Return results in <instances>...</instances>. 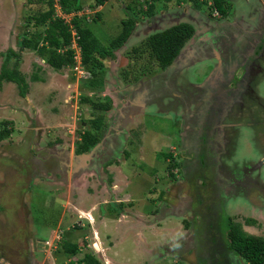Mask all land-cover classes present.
I'll list each match as a JSON object with an SVG mask.
<instances>
[{"label":"rangeland","instance_id":"obj_1","mask_svg":"<svg viewBox=\"0 0 264 264\" xmlns=\"http://www.w3.org/2000/svg\"><path fill=\"white\" fill-rule=\"evenodd\" d=\"M230 2L232 13L228 12L237 21L252 22L257 0ZM90 4L91 0H82L78 14L103 45L120 30V21L129 14L127 4L133 13L141 8L129 0ZM53 7L55 15L68 20L70 15L61 12L55 1ZM41 8L40 1L0 0V52L11 47L19 53L17 36L24 28L23 20ZM208 18L205 9L189 0L156 2L154 14L137 16L132 36L113 50V57L104 61V71L92 78L76 77L72 66L54 70L35 52H20L17 68L28 82L27 94L19 96L12 82L0 84V120L12 126L11 133L0 140V255L10 264L33 260L35 264H63L67 258L65 264H75L87 250L99 264H245L224 248L225 217L238 221L249 234L264 236V76L260 78L262 71L257 72L250 85L261 104L252 96L245 97L238 117L229 114L217 121L208 109L196 111L199 101L208 100L206 107L220 108L235 97L231 83L223 84L224 69H230L231 61L211 73V55L218 63L219 56L210 53L221 39L225 54L238 47L241 26L228 31L227 38L218 23ZM186 21L194 28L183 50L187 52L192 45L194 59L185 64L174 59V66L165 71L147 64V70H152L147 76L123 81L120 71L131 65L141 75L140 61L132 62L125 51L144 35ZM31 73L41 79L31 81ZM141 80L144 83L139 85ZM189 92H196L195 96ZM79 95L108 101V108L95 111L90 103H80ZM98 115L102 126L96 143L76 155L79 133ZM199 127L206 130H201V136L210 130L219 133L208 136L212 146L202 153L203 165L197 155L198 160L185 169L188 181L169 186L172 179L182 178L180 164L171 163L177 161L175 144L182 140L189 154L196 140L192 142L193 128ZM166 153L170 156L163 157ZM54 162L57 166L49 168ZM186 195L192 199L189 205L196 208L197 199L202 200V216L191 215L187 206L177 208V199L184 200ZM158 205L162 213L155 215ZM60 217L64 226L59 225ZM245 217L255 222L244 223ZM62 239L77 241L78 251L61 258L58 245ZM34 250L42 253L34 255Z\"/></svg>","mask_w":264,"mask_h":264},{"label":"trees","instance_id":"obj_2","mask_svg":"<svg viewBox=\"0 0 264 264\" xmlns=\"http://www.w3.org/2000/svg\"><path fill=\"white\" fill-rule=\"evenodd\" d=\"M42 3V8L34 14L25 17L21 26L24 28L17 36V47L19 53L13 48L0 52L2 60L0 62V84L2 82H12L17 88L19 96H24L28 90V83L24 78V74L17 68L20 57V51L23 49L31 50L36 53L46 65L54 70L72 66L73 50L70 48L72 39L71 31L79 48L80 63L86 71L88 78L95 77L98 72L104 71L106 58L113 57V50L121 47L128 38L131 30L137 21V16L151 17L154 14L155 4L160 0H129L135 5L139 3L141 8L133 13L130 5L128 8V16L120 21V30L112 37L106 45L100 43L97 37L92 33L87 25V21L82 14L78 12L83 8L82 0H34ZM58 4L59 10L64 14H69L68 20L55 15L53 3ZM92 5H102L105 0H91ZM178 1V0H177ZM198 9H205L210 14L216 11L220 17L228 14L229 4L227 0H211L209 4L205 0H189ZM145 3V6H142ZM84 13V12H83ZM99 13L94 12V16L98 18ZM31 27V28H28ZM193 33V27L186 22H180L164 29L154 31L143 37L138 43L132 45L129 51H125L129 59L135 62L140 61L138 74L136 70L130 68L121 69L120 74L123 81H135L141 76H147L149 65H153L155 69L162 70L171 63L173 58L179 52L184 43ZM147 59H145V57ZM12 61V62H11ZM11 62V63H10ZM131 62V63H132ZM149 62V63H148ZM10 63V65H9ZM39 69V68H37ZM155 71V70H154ZM150 72V73H151ZM137 76H139L137 78ZM30 80H40L38 75L31 73ZM127 77L131 79H127ZM137 78V79H136ZM87 79V78H86ZM127 79V80H126ZM88 95V94H87ZM80 103L88 102L92 109L107 110L109 102L101 99L95 100L93 96H80ZM88 120V119H87ZM89 128L79 133L80 140L74 144L75 153H83L92 147L97 139L100 126H102L101 116H95L88 120ZM12 131V126H8V121L0 120V140L7 137ZM163 157L170 156L168 153ZM172 165L177 166V161L171 160ZM244 223H254L252 218L245 217ZM225 238L227 248L235 253L245 264H264V236L249 234L241 228V224L232 217H225ZM58 248L67 256H72L78 251L77 241L60 240ZM75 264H99L98 260L90 251L83 253Z\"/></svg>","mask_w":264,"mask_h":264},{"label":"flooded vegetation","instance_id":"obj_3","mask_svg":"<svg viewBox=\"0 0 264 264\" xmlns=\"http://www.w3.org/2000/svg\"><path fill=\"white\" fill-rule=\"evenodd\" d=\"M227 1H228L229 6H230V3H231L230 0H227ZM263 2H264V0H263ZM263 5H264V3H263ZM228 10L230 11V13H232V11L230 10V7L228 8ZM230 13L228 12V14L225 15L224 17H220L218 15L216 17V16L212 15L211 13L210 14L206 13L207 17H209L208 19L209 20L211 19L212 22L214 23V25H217V23H218V25L220 26L221 34H224V36H226L227 38L229 37L228 36L229 34L227 35L228 31L230 33L233 32L234 31V27L237 28V27L241 26L240 27V29L242 31L241 34H243L242 36H237V39L235 38L237 40L236 42L239 45H238V47L235 46V48L232 49V52H228V53L226 52L227 54H225L224 50L220 48L221 45H219V42L222 41V39L219 40V42L217 41L215 43V44H218L217 45V49H215V48L211 49L212 52L210 53V55L211 54H216L215 52H217V55L219 56V63H220V64L218 63V59H216V57L211 55L213 57V59H214V67H213L211 73H213L215 70H217V68L219 66H221L222 69H224L225 62L231 61V63H230L231 66H230L229 70H227V68L225 66L226 69H224L225 72H223L224 73L223 79L225 81L224 82L222 81V82H223V84H225L227 81L229 83H231L232 87L230 88L231 89L230 92L232 93V96L233 97L235 96V97L230 102H228L226 105H223L222 107L220 106V108H217V106L216 107H210V108L206 107V105H209L208 100H206V101L203 100V102L198 100L199 101V105L198 106L195 105L196 106L195 108H197L196 111H201L202 108L203 109L205 108L206 110L208 109L209 111H211L212 115H216L215 117L217 118L216 119L217 121L222 120L223 118H225L229 114H231V116L238 117V115L240 114L239 110H241L243 108V106H244L243 100L244 99L247 100V98H245V97L251 98L250 96H252L258 101L257 104H261V102H260L261 98L258 97V95L255 93V91L250 87V85H251V83H254V77H255V75L258 74L257 72H261L262 71L260 78L262 76H264V72H263L264 71V63H263L264 62L263 61L264 60V8H263V11L259 10V13L263 14L261 19H259L260 18L259 16H256L257 14H255V16L257 18H254L252 20V22H248V23L247 22H242V20L241 21H237L235 19V17L232 14H230ZM251 14H253V12H251ZM218 17H220V19H215V18H218ZM222 18H224V19L228 18L229 22L228 21L223 22L224 19H222ZM219 20H222V21L219 22ZM209 25L213 26L212 24H209ZM228 27H230V30L228 29ZM205 34H207V36L211 37V32H207ZM188 42L185 43V45H187ZM206 42L209 43V41H206ZM185 45H184V47H185ZM184 47H183V49H184ZM184 51L185 50H182V54H184ZM195 51L196 50H194V48H192V45H191V49L188 50L187 52H189V53L194 55V54H196ZM178 60L181 63H183V64H185V62H186L183 58H179ZM257 68H259L260 71H258ZM255 82H256V79H255ZM174 88H178V86H176ZM227 89H229V88H227ZM194 93H196V92H194ZM194 93L193 92H189L188 94L192 95V96H195V95H193ZM179 94H180V92L177 93V95H179ZM189 95H188L187 98L190 97ZM239 96H241V97H239ZM234 105H236V106L234 107ZM231 106H233V108H231ZM189 108H191V107H189ZM140 109H142V108H140ZM181 115H183V114H181ZM183 116H181L182 117V122L185 119ZM135 117H136V114H135ZM132 118H131V120H132ZM222 125H224V124H222ZM202 129L203 128H200V127L199 128H193V133L192 134H194V133L195 134H194V136L191 135V137H193L192 138V142H193V139H196V140H194L195 141L194 146L191 149H189L191 151L189 154H186L184 152L187 149L184 148V143L182 142V140H179V142L177 144H175L174 148L177 149L176 158L175 159L177 160L178 165L180 164L179 168H181V170H183V171H182V173L180 175V177H182V178H176V179L174 178V179H172V182L168 183L169 186L170 185L173 186L175 184L177 185V183L179 181H182V180L183 181L184 180L188 181L186 179V176H185L186 175V170L185 169H189L191 164L198 160L197 155H200V160H199L200 161L199 162L200 166L203 165V163H204L203 160L205 159V155L202 154V153H205V150L210 149L211 146H212V142L208 138V136H212V137H213V135L216 136V134L219 133V132H217L215 134H212V132H211L212 130H210L206 134V136L205 135L201 136L202 134H200V133H202V131H203ZM180 131H179V134H180ZM205 131L206 130H204L203 133ZM197 139H199V140H197ZM203 139L206 140V144H203ZM79 154H81V153H77L76 155H79ZM53 155L54 154L51 151V156H53ZM53 158L55 159L54 156H53ZM178 165H177V167H178ZM55 166H57V165L54 162V164H52V166H49V168L53 169V168H55ZM263 185H264V183H263ZM177 196H176V198H177ZM186 196L187 197L184 198V200L182 198L177 199L178 200L177 208H182V207L187 206L188 207L187 209L190 211L191 215L197 214V215L202 216L203 212H204V208H205V207L200 208L201 205H202V200L201 199H197L198 200L197 204H198L199 208H196L195 206L193 207L191 204L189 205V203L191 202L192 199L188 195H186ZM112 207L115 208V210L117 208L116 205H115V207L114 206H112ZM160 208L161 207L158 205V207L156 209V212H154L153 214H155V215L159 214L160 215L162 213ZM220 208L221 207H219V212H221ZM163 213H165V212H163ZM130 216L132 218H134L136 222L138 220L141 223H144L143 220H140L135 214H130ZM188 217H189V215H188ZM191 221H192V219H191ZM182 236H180V238ZM224 248L227 251H229V249L227 247L224 246ZM229 252H233V251L230 250ZM18 259H20V258L18 257ZM26 259H28V258H26ZM0 264H10V262L8 261V259H5V258L2 257V255H0Z\"/></svg>","mask_w":264,"mask_h":264},{"label":"crops","instance_id":"obj_4","mask_svg":"<svg viewBox=\"0 0 264 264\" xmlns=\"http://www.w3.org/2000/svg\"><path fill=\"white\" fill-rule=\"evenodd\" d=\"M257 2L259 3V6H254V8L256 9V10H254L253 11V14H254V18H257L256 16H259L260 18L259 19H261L262 18V16H263V14L262 13H259V10L260 11H263V8H264V5H263V0H257ZM253 14H251V16L253 15ZM255 14H257L256 16H255ZM185 21V20H184ZM187 23H189L188 21H186ZM263 22V21H262ZM168 24V23H167ZM166 24V25H167ZM162 27V26H161ZM134 28V27H133ZM163 29V28H162ZM155 31H157V30H155ZM132 32V31H131ZM131 35V33L129 34V36ZM148 35V34H147ZM132 36V35H131ZM146 35H144L143 37H145ZM127 40V39H126ZM187 42H188V40H187ZM187 42H185V43H187ZM185 43H184V45H185ZM184 45L182 46V48L179 50V52L176 54V56L173 58V60L174 59H176V61H177V63H181L178 59L179 58H183L185 61H187L188 60V62H190V58H192L193 57V54H191V53H189V52H184V54H182V50H183V47H184ZM11 48V47H10ZM29 51V50H28ZM31 51V50H30ZM20 52H22V51H20ZM182 54V55H181ZM37 56V55H36ZM21 57V56H20ZM19 57V58H20ZM38 57V56H37ZM210 57V56H209ZM40 60V59H39ZM173 60L171 61V63L168 65V66H166L165 68H164V71L165 70H167L168 69V67H170V66H174L173 65ZM188 62L186 63V65L188 64ZM191 62H192V60H191ZM18 63H19V61H18ZM19 65H20V63H19ZM18 69H19V67H18ZM183 69V68H182ZM177 72H178V70H177ZM152 74V73H151ZM138 80V79H137ZM142 82L144 83V80H141V81H139V85L140 84H142ZM5 83H7V82H5ZM28 83V82H27ZM134 85V84H133ZM131 86H132V84H131ZM178 86V85H177ZM28 87H29V85H28ZM134 87V86H133ZM176 87V86H175ZM28 92V91H27ZM143 92V91H142ZM142 92L141 93H139L141 96H142ZM27 94V93H26ZM25 94V95H26ZM190 107V106H189ZM188 110L190 111L191 110V108H188ZM95 192H96V190H95ZM99 212H101L100 210H99ZM86 214H88V213H86ZM130 216V215H129ZM137 216V215H136ZM131 217V216H130ZM61 218V217H60ZM81 218H83V217H81ZM83 219H85V218H83ZM59 221H61L60 222V224L59 225H63L64 226V220H62V218L59 220ZM99 220H97V222H98ZM87 223H89V222H87ZM58 225V226H59ZM46 246H44V248H45ZM40 248V247H39ZM36 250H34V255H36L37 253H42L41 252V250H38V251H36ZM33 254V253H32ZM66 257H68L66 254H64V253H62V256H61V258H66ZM69 259L67 258V261H68ZM66 261V262H67ZM66 262H63L62 261V263L63 264H65ZM30 263V262H29ZM31 264H35V262H34V260H33V262H31ZM57 264H59V263H57Z\"/></svg>","mask_w":264,"mask_h":264},{"label":"built area","instance_id":"obj_5","mask_svg":"<svg viewBox=\"0 0 264 264\" xmlns=\"http://www.w3.org/2000/svg\"><path fill=\"white\" fill-rule=\"evenodd\" d=\"M207 4L210 3L211 0H206ZM212 15L217 16V12L214 10L211 12ZM74 32L71 31L72 39L70 42V48L73 50V60L74 63L72 65V69L76 72V77H85L86 76V71L83 69L81 63H80V54H79V48L75 42V38L73 36Z\"/></svg>","mask_w":264,"mask_h":264},{"label":"clouds","instance_id":"obj_6","mask_svg":"<svg viewBox=\"0 0 264 264\" xmlns=\"http://www.w3.org/2000/svg\"><path fill=\"white\" fill-rule=\"evenodd\" d=\"M219 16V15H218ZM45 245H46V243H45Z\"/></svg>","mask_w":264,"mask_h":264},{"label":"water","instance_id":"obj_7","mask_svg":"<svg viewBox=\"0 0 264 264\" xmlns=\"http://www.w3.org/2000/svg\"><path fill=\"white\" fill-rule=\"evenodd\" d=\"M45 245V244H44Z\"/></svg>","mask_w":264,"mask_h":264}]
</instances>
